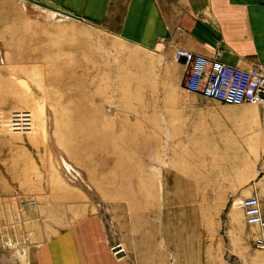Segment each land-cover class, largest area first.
I'll use <instances>...</instances> for the list:
<instances>
[{"label":"rangeland","instance_id":"rangeland-1","mask_svg":"<svg viewBox=\"0 0 264 264\" xmlns=\"http://www.w3.org/2000/svg\"><path fill=\"white\" fill-rule=\"evenodd\" d=\"M28 3L0 0V264L85 208L129 264L196 260L207 238L229 236L241 209L226 194L244 179L225 145L264 135L261 106L225 117L254 108L183 89L172 54L105 22Z\"/></svg>","mask_w":264,"mask_h":264},{"label":"crops","instance_id":"crops-1","mask_svg":"<svg viewBox=\"0 0 264 264\" xmlns=\"http://www.w3.org/2000/svg\"><path fill=\"white\" fill-rule=\"evenodd\" d=\"M37 1L44 4L28 2L35 8L45 7L97 23L105 22L125 42L157 50L170 57L177 46L208 58L216 48L220 50V60L225 63L242 68L251 64L264 67V0ZM175 62L180 68L183 66L181 60ZM250 107L254 110H239L229 117L247 112L256 117L255 107ZM258 109L264 111V107ZM243 143L246 149L230 143L225 145L226 156L222 161L237 166L244 179L241 184L229 188L226 196L237 198L255 194L264 215V157L258 168L254 167L258 150L264 148V135L261 131H252ZM82 206V203L77 204L72 209L80 210ZM258 235H262L264 240V228L245 224L241 213L239 224H233V232L229 236L207 238L203 242L202 254L196 260L192 253L181 259H171L169 263L156 259L146 262L145 258L138 263L264 264V247L254 245ZM189 244L194 245L191 239ZM24 253L22 258L13 257V264H129L127 259L109 248L99 213L86 208L44 239L28 244Z\"/></svg>","mask_w":264,"mask_h":264},{"label":"built area","instance_id":"built-area-1","mask_svg":"<svg viewBox=\"0 0 264 264\" xmlns=\"http://www.w3.org/2000/svg\"><path fill=\"white\" fill-rule=\"evenodd\" d=\"M219 55L220 50L216 48L213 49L212 57L208 58L187 48L175 47L172 58L176 61L181 60L185 70L182 88L223 103L264 106V67L258 64H251L245 68L234 66L220 60ZM20 114L22 115L15 116L16 120L13 122L22 123L24 118L20 124L24 125L25 113ZM17 126L19 124L15 125ZM233 202L241 209L245 224L256 225L259 229L264 228V215L255 194L237 197ZM254 245L264 247L262 235L254 239ZM118 250L112 249L114 253L119 252Z\"/></svg>","mask_w":264,"mask_h":264},{"label":"bare ground","instance_id":"bare-ground-1","mask_svg":"<svg viewBox=\"0 0 264 264\" xmlns=\"http://www.w3.org/2000/svg\"><path fill=\"white\" fill-rule=\"evenodd\" d=\"M25 1H29V0H25ZM37 5H43L42 3L40 4H38L37 3ZM42 8H45V7H42ZM45 9H48V8H45ZM48 10H50V9H48ZM56 11V10H55ZM60 12V11H59ZM60 13H62V14H64V15H66V16H71L70 14H68V13H66V12H63V11H61ZM176 61V60H175ZM237 106H243V105H245V104H243V103H241V104H236ZM235 105V106H236ZM247 105V104H246ZM248 105H250V106H253V107H256L257 105H255V104H248ZM227 106H233L232 104L231 105H227ZM261 107H264V106H261ZM239 110H230V111H228V112H224V113H222V115L223 116H225V117H229V116H233L235 113H237ZM214 115V114H213ZM66 166V168L68 169V170H70L71 168H70V166L69 165H67V164H65Z\"/></svg>","mask_w":264,"mask_h":264},{"label":"water","instance_id":"water-1","mask_svg":"<svg viewBox=\"0 0 264 264\" xmlns=\"http://www.w3.org/2000/svg\"><path fill=\"white\" fill-rule=\"evenodd\" d=\"M32 2H35V3H39L37 0H30ZM71 16H74L73 14H70Z\"/></svg>","mask_w":264,"mask_h":264}]
</instances>
